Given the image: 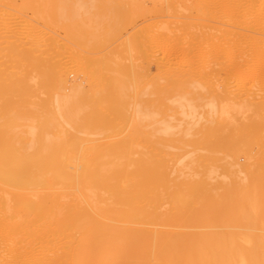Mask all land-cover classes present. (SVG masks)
<instances>
[{
    "label": "rangeland",
    "instance_id": "374dc122",
    "mask_svg": "<svg viewBox=\"0 0 264 264\" xmlns=\"http://www.w3.org/2000/svg\"><path fill=\"white\" fill-rule=\"evenodd\" d=\"M0 10L46 26L64 42L61 52L65 63L60 70L68 80L62 100L69 119L64 126L66 133H58L61 127L54 126L49 135L33 137L30 125L25 124L17 134L0 135V169H60L57 177L43 175L31 186L36 194L49 197L41 213L45 219L78 216L84 209L102 216L108 209L122 216L127 234L135 228L141 230L146 226L143 205L118 204L103 195L97 207L82 193L85 172L103 166L132 172L153 146L163 147L166 153L208 155L210 151L202 142L208 129L214 131L212 141L216 136L227 138L231 132L233 137L242 133L251 138L264 135V124L258 125L264 122V0H1ZM27 22L20 21L18 26L27 37L39 38L25 26ZM53 48L58 50V46ZM165 57L169 59L163 61ZM173 72L179 73L177 80ZM227 95L235 104L225 99ZM51 99L57 103L55 94ZM229 100L233 103L229 102L230 107ZM106 102L112 110L109 121L99 115V108ZM138 105L146 107L145 115H137ZM183 110H193V115L186 116ZM149 113L152 118L147 117ZM255 125L260 127L259 133ZM145 135L157 145L151 147L148 142L147 149ZM263 140L262 146L257 142L259 145L248 150L250 158L241 153L233 161V155L217 150L214 155L222 159L218 161L220 166L239 160V164L255 168L260 154H264ZM169 209L164 204L161 211ZM1 214L9 215L5 200ZM169 225L151 228L178 230ZM68 232L76 234L77 229L69 226ZM28 247L22 233L0 234V264L10 263L11 249ZM125 264H134V260L129 257Z\"/></svg>",
    "mask_w": 264,
    "mask_h": 264
},
{
    "label": "bare ground",
    "instance_id": "6f19581e",
    "mask_svg": "<svg viewBox=\"0 0 264 264\" xmlns=\"http://www.w3.org/2000/svg\"><path fill=\"white\" fill-rule=\"evenodd\" d=\"M20 21L27 22L21 15L0 10V135L17 134L22 127H26L25 124L30 125L29 132L33 137L49 135L50 128L54 126L61 127L58 133L64 134V126L69 119L62 102L68 83L67 74L60 70L65 63L61 52L63 38L51 33L46 26L29 22L25 26L30 27L39 38L34 35L27 37L18 26ZM55 45L58 50H54ZM156 64L159 66L161 62ZM177 73L172 75L176 76L175 80ZM54 94L56 104L51 99ZM41 95L48 96L42 98ZM227 98L233 100L230 96ZM104 100L102 96L101 101ZM224 103L226 106L225 100ZM108 104L106 102L99 108L100 117L107 121L112 111ZM227 106L230 107V103ZM137 107V115L146 114L144 105ZM195 107L192 105L193 110ZM193 110L192 113L183 110L182 114L192 116ZM149 115L146 116L152 118ZM244 123H241L242 126ZM263 124L258 125L262 127ZM240 129L238 133H241ZM211 130H207L204 141L201 139L210 151L208 155L163 152V147H154L153 143L157 145V142L152 138L149 141L146 134L144 142L153 147L151 151L147 150L132 172L112 166L85 172L82 193L97 207L103 195H108L118 204L143 205L146 226L141 230L135 228L128 234L123 228L125 222L122 216L114 210L104 209V215L100 216L84 209L78 216L71 214L61 220L45 219L41 213L49 197L36 194L31 186L43 175L57 177L60 169H0V234L22 233L29 243L26 249L10 250L9 264H125L129 257L134 264H264V154H260L255 168L241 165L239 160L220 166L218 161L222 159L214 155L218 153L214 150H217L234 157L244 153L250 158L252 153L248 150L261 144L264 135L256 138L255 134L251 138L247 134L250 137L247 139L245 133L236 134L239 137L242 135L243 144L241 137H233V132L224 139L215 135L217 140L212 141L210 137L214 140L215 137ZM153 132L156 133L155 130ZM235 159L232 158L233 161ZM238 173L243 177L239 178ZM3 200L9 210L6 217L1 214ZM164 204L170 206L165 213L161 211ZM167 224L176 226L178 230L151 228V225ZM69 226L77 229L76 234L68 232ZM192 228L199 230H190ZM121 236L126 237L120 240Z\"/></svg>",
    "mask_w": 264,
    "mask_h": 264
}]
</instances>
